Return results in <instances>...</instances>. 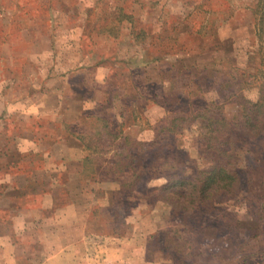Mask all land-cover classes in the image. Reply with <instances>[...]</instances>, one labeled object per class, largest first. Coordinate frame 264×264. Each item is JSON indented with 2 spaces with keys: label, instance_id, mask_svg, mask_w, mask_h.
<instances>
[{
  "label": "rangeland",
  "instance_id": "rangeland-1",
  "mask_svg": "<svg viewBox=\"0 0 264 264\" xmlns=\"http://www.w3.org/2000/svg\"><path fill=\"white\" fill-rule=\"evenodd\" d=\"M140 1H146L148 7L154 6L159 1V7L164 8L162 13L164 23L154 27L163 35L160 40L155 41L156 48L151 50L152 53L156 52L158 45L162 43L161 40L165 39L163 45L173 44L178 35H181L180 43L174 44L183 45L184 50L177 55L164 57L168 59L165 60L166 63H154L148 68L145 67L146 50H138L137 54L133 52L135 59H130V70L135 74L136 72L142 74V82L152 81L144 85L148 98L155 100L154 96L159 94V100L155 101H162L164 107L167 105V109L165 108L167 114L163 106H157V102L152 101L144 103L140 109H135L137 117L144 114L139 122L136 120L135 127H131L128 132L131 142L143 141V137L148 135L150 128L154 126L157 127L156 131L165 126L167 120L176 116L174 112L179 113L183 109L188 111L189 107L195 111L203 109L205 104L195 101L199 97L211 102L219 99L220 93H225L229 89L239 91V86L232 87L230 82H224L218 89L221 79L229 80L226 74L230 70L238 69L233 73L237 79L234 81L237 83L245 79L241 77L243 70L256 72L260 59L258 56L251 59L250 56L264 46V40L258 37L256 16L247 7H255L258 0H0L2 7L0 9V264H39L48 253L54 254L55 244L62 247L69 240L64 236L65 226L70 221L69 218H65L68 214L65 212L67 209L59 211L53 217L52 215L48 217V223L45 222L47 218L41 215V204L47 194L44 192L52 190L50 183L53 179H62L59 175L56 178L50 174L51 169L57 167V162L52 161L48 165L45 152L30 153L20 162L22 166L19 170L23 174L20 186L23 190L26 188L24 191L26 194L18 198L17 205H20V208L17 211L14 210L8 194L9 198L6 196L8 188L3 187L4 182L6 184L15 182V173L4 167L6 162L4 154L11 144L16 143L17 138H19L18 144L24 151H29L32 146L37 145L30 140H23L21 136L24 133H30L38 128L41 136L51 134V131L41 126L39 120H37L39 127H34L35 124L32 126L35 122L29 121V115L37 113L42 115L47 104L55 102L63 95L81 91L83 94L85 92L88 95L92 94L95 79L97 81L102 79L101 74L98 76L93 71L100 60L96 55H111L109 61L117 62L118 67L123 66L118 63L125 60L124 54L117 50L120 43L107 38H97L98 33L101 32L99 28L107 24L118 25L114 17L118 12L117 7L122 5H135L133 9L137 12V23L140 25L145 20L148 22L159 16L154 12L149 14L148 7L140 10L138 6ZM199 5L204 7L199 8ZM231 6L233 12L231 17L224 18L226 20L224 23L218 20V28L215 31L211 30L209 24L205 25L203 22L210 17L206 11H216L219 13L216 17L223 19L221 12L229 11ZM260 7L263 8L258 12L259 21L264 15V0ZM27 26L30 29H27ZM31 28L35 31L34 34ZM176 32L181 33L176 34ZM4 36L5 41L1 38ZM216 43H219V49ZM121 44L123 48L129 45L125 39ZM222 47L224 49H221ZM130 49L131 47H127L126 51L130 52ZM150 52L148 54H151ZM169 60H173L174 65H171ZM115 68L116 66L111 72ZM102 70L105 74L108 71L104 68ZM191 70L192 72L188 73ZM72 71H75L76 75L69 79L71 84L67 86L60 84L59 78ZM122 72L116 75L119 84L124 81L123 86H127L122 93H127L128 89L129 99L134 100L143 96L142 88L133 85L135 79L125 77L129 72L125 71L123 74ZM258 79L244 93L254 97L257 91L255 88L261 84L260 78ZM85 86L88 87V92L84 89ZM31 95H35L37 105ZM89 99L88 103H85L87 113L97 115L99 109L96 102ZM123 99L127 100L128 97L123 96ZM190 104L192 105L189 106ZM102 106L108 116H112L114 111H127L126 108L123 110L122 105L102 104ZM223 110L231 120L239 116L237 108L232 104H227ZM115 120H109V124L115 132H118L120 128L115 122L120 123L123 119ZM82 123L85 129L83 126L77 128L78 124H75L74 129L82 131L80 136L85 143L87 141L90 143L88 136L91 131L103 128V123L95 117L83 119ZM61 129L66 130L68 127L64 125ZM196 138L194 133L188 131H185V135H172L169 138L170 142L140 153L139 161L149 165L156 159L164 158L165 155L174 154V164L178 165V160L180 161L184 153H187L184 162L186 171L173 172L174 177L178 178L175 180H184L180 178L191 180L186 178L211 163L209 158L202 156L200 142L198 144L192 142ZM129 140L122 136L118 139L117 145L105 139L99 142V147L108 152L101 158L99 155V160L103 163L102 167L105 168L104 178H115L112 174L114 168L104 163L112 161L116 153L115 148L129 145ZM173 145L182 149H176L172 154L169 150ZM263 146V140L251 141V152H248L238 144L241 171L239 190L232 193L226 191L218 193L215 202L212 200L214 203L211 210L209 206L191 212L175 210L168 206L167 201H159L156 194L142 196L137 192L120 191V186H116L119 199L116 200L115 211L118 212L115 216H110L107 210H102L100 205H97L93 220L89 223L91 231L86 234L85 240L75 243L73 247H77L76 249L71 247L74 249L75 258L80 260L89 254L103 263L109 247L119 244L113 239L118 237L121 241L129 238L132 243L127 240L124 244H119L121 248L117 249L119 264H128V261L133 262L132 260H135V264H264ZM33 148L35 149V146ZM137 151L138 149L135 152ZM59 164L62 166L60 162ZM43 167L45 169L47 167L46 170L49 172L43 171ZM91 169V167L87 169L88 178ZM166 169L168 168L164 171ZM117 179L123 178L117 177ZM31 181L32 185H30ZM34 181H44L50 185L43 187V184H36ZM166 182L164 178H155L147 188L159 187ZM179 185L170 183L169 188ZM27 186H31L35 194H29ZM110 187V183L105 184L106 189H111ZM188 187L189 185H185L183 188L188 189ZM64 189L60 185L52 192L63 195ZM162 195L164 194L160 193L159 197ZM101 201L106 202L103 199ZM17 212V215H13ZM45 223L49 227L44 228L42 225ZM52 225L55 228L54 235L42 231L51 228ZM58 225L63 230L60 231ZM67 232L69 235L70 232ZM110 241L116 243L111 244ZM65 251L63 247L56 250L58 253ZM63 258V256L56 257L55 261H58L57 264H69Z\"/></svg>",
  "mask_w": 264,
  "mask_h": 264
},
{
  "label": "trees",
  "instance_id": "trees-1",
  "mask_svg": "<svg viewBox=\"0 0 264 264\" xmlns=\"http://www.w3.org/2000/svg\"><path fill=\"white\" fill-rule=\"evenodd\" d=\"M158 2L155 3L154 6H156ZM260 6H262V0H258L255 7L247 8H250L252 14L256 16L255 25L257 27V35L261 40H264V15L259 21L260 16L258 12L259 9L263 8ZM203 7V5H199V8ZM1 8L2 7H0V9ZM117 8L118 12L114 17V21L116 20V23H118V25H101L99 28V30L101 31L100 33L108 32V34L117 37L120 33V26L122 24L121 22L123 20L129 21L131 24V36L133 44L139 46H146L150 44L149 46L142 47L146 50L144 56L145 58H148L145 59L146 62L160 60L170 55H177L182 50H184L183 45L174 44L175 42L180 43L179 40L181 35H178V38H175V42L173 44L163 45L162 43L165 41V39L161 40L162 43L158 45L156 52L152 53L151 50L156 48L155 45L157 42L155 43V41L160 40L163 34H160L159 31H147L145 25H143L142 23L141 25L138 24L137 19L134 18L133 15L125 13L123 7ZM231 9L232 6L229 11L223 10L221 12L223 15V19H220L218 16L216 17V15L219 14L216 11H206L210 15V17L209 19H207V21L203 22L205 23V25L209 24L211 30L215 31L218 28V20H221L219 22L224 23L226 21L224 20V18L231 17V14L233 13ZM227 14L229 15L226 16ZM48 17L50 18V16H47V18ZM27 27V29H30L29 26ZM105 27H107V29ZM31 30L32 34H34L35 31H33V28H31ZM20 32H22V30H20ZM164 32L165 28L163 29V33ZM180 33L181 32H176V34ZM7 34L8 33H5V35ZM1 38L3 39V41L6 40L5 36ZM216 44L217 49H219V43ZM148 52H150L151 54H148ZM257 56L258 59H260V63L259 66H257L255 69L256 72L251 73L243 70V75L241 76L245 78L243 82L237 83V81H234L237 79L233 73H235V71H238V69H232L226 74V77H229V80L221 79L223 82L220 81L221 83L218 84L219 89L220 87H222L224 82H230L232 87L239 86V91H231L229 89L225 93H220L219 99L211 100V102L204 101V97L195 99L196 102H203L205 104L203 109L195 111L194 109H191L189 107L188 111L183 109L179 113L174 112L176 116L169 120H167V118H169L167 117L165 119L167 120L166 125L155 132L154 138L151 141L131 142L128 138V135H124V126L126 125L127 120H123L120 123H118L117 121L115 122V124L120 128L118 132L116 131V133L115 129H112L113 127L109 124V120L111 119L103 118V116L105 115L102 109L103 106L102 104L98 103L96 105L99 109L98 113H96L97 115L92 114L89 115V117H95L96 120L103 123V128H97L93 130L94 133L91 131V134H89L88 136V140L90 138L89 142L92 144L90 145L88 141L85 144L90 152V155H92L93 160L92 157H89V159L98 162L99 155L101 158L102 155L108 153L107 150L104 151L103 149H101V147H99L100 141H104L105 139L106 141L114 142L115 145H117L118 139L123 136L124 139L129 140V145L117 146L115 148L116 153L115 155H113L112 161H109V166L114 168L112 174L113 176H115V178H112H123L117 179L120 186V191L124 190L129 193L137 192L142 196H150L152 194H156L157 196H155L159 201H167L168 206H170L171 208L175 210H183L184 212L196 211L199 208L203 209L204 206H209V210L213 209L212 205L215 202V199L218 197V193H221L222 191L232 193L236 190H239V185H241L238 144H240V148H245L248 152H251V141H264V46H261L256 52L251 53L250 57L251 59H253L254 57L257 58ZM139 65L141 64H138V66ZM190 72H192V70L188 71V73ZM258 78H260L261 84L257 88H255L257 91L254 97H250L244 92H246L251 84L257 81ZM117 90L118 88L113 89L111 90V93L115 94ZM195 101L193 103H195ZM192 104H190L189 106H191ZM227 104H232L237 108L239 114L237 119L231 120L227 117L223 110L224 106H226ZM109 105H111V103ZM66 126L68 127V129L64 130L65 133H67V131L73 134L75 133L73 132L74 130L70 129L72 127L71 124ZM185 131L194 133V136L197 138L196 140L193 139L192 142L194 144H198V142H200L199 146H202V156L204 155L211 161L208 166L196 170L192 176H188V178H186L191 180L187 181L185 180V178H180L184 180H175L178 178L174 177L175 173L173 171L178 170V172H185L186 166H184V162L185 157L188 156L187 153H184L183 158L180 159V161L178 160V165H176V163L174 164L175 156L173 153L176 152V149H182L180 147H176V145H173V147L169 150L171 153L173 152V155H165L164 158H160L158 160L156 159L149 165H146L144 163H141L142 161H139L138 155L140 153L161 147L162 143L164 144L170 142V136L178 134L185 135ZM173 144H175V142H173ZM132 149H134V151ZM136 149H138L137 152H135ZM16 155L18 157L20 156V154L18 153L13 154L12 156L15 157ZM27 155L28 154H26L24 157H26ZM4 156H8V151L6 154H4ZM22 158L23 157L18 159L20 160ZM19 160L14 161L13 158H6V162L4 164L5 169L15 173V167L17 166V163L15 162ZM180 166L182 168H180ZM90 167L92 168V171L90 170V177L92 174H94L95 171H97V168H95V166L93 167L92 163H89V165H87V167L83 171L82 178L86 179L85 176H87V174L89 175V171L87 169H89ZM165 168H168L169 170L166 169L164 171ZM256 168H258V166ZM19 169L20 168H18V170ZM104 170L105 168L99 165L97 174L101 173L102 175V173H104ZM155 178H164L167 180V182L159 187L147 188L150 182ZM30 183V185H32L33 182L31 181ZM170 183L180 185L177 187L169 188ZM185 185H189L188 189L183 188ZM3 187L8 188L6 196L8 194V196L10 197V201L13 207L17 206L18 198L26 194L24 192L26 188H24V190L19 189L18 192L14 184H3ZM27 189L29 194L34 191L31 186H27ZM160 193H163L164 195H162V197H159ZM171 195L173 196L172 198ZM8 196L7 198H9ZM212 200H214V202H212ZM19 208L20 206H18V209ZM117 212L118 210L115 211L113 216H115ZM262 216L263 213L261 214V217Z\"/></svg>",
  "mask_w": 264,
  "mask_h": 264
},
{
  "label": "crops",
  "instance_id": "crops-1",
  "mask_svg": "<svg viewBox=\"0 0 264 264\" xmlns=\"http://www.w3.org/2000/svg\"><path fill=\"white\" fill-rule=\"evenodd\" d=\"M138 3L140 10L148 7L146 5V1H140ZM131 5L132 4L127 6L122 5V7L124 8L125 13L133 15L134 18L137 19V12L136 10L133 9L135 5L132 6ZM163 9L164 8L159 7V3L156 6L149 5L148 7V11L150 12L149 14H153L154 12L159 15L158 16L159 18L158 17H157L158 19L153 18L151 19V21L148 22L146 20L143 21V25H145L147 31L150 30L153 32H157V29H154V27L161 25L162 22L164 23L165 20L162 18ZM121 23L122 24L120 26L119 36L114 37L108 34V32L106 33L104 32V33H98L97 38H107L108 40L111 39L117 41L118 44L120 43V47H118L117 50L119 53L124 54L123 58L127 60V61L124 60L118 62L120 64H123V66L118 67L117 65L119 64H117V62L113 60L109 61L111 55H96L97 56L96 58L100 60L96 63L97 65L94 67L93 71H95L98 74V76L101 74L102 79H99V81L95 79L92 87V94L88 95V93H86L85 91L84 94L82 91L79 93L66 94L60 97L58 100L56 99L55 102L47 104L46 109L45 110L43 109L44 113L42 115H38V113L36 115L34 114L29 115L30 117L29 121L35 122L32 124V126L35 124L34 127H39V124L37 123V120H39L42 123L41 126L51 131V134L48 136L45 135L41 136V134L38 133V128L37 130L34 129L30 133L22 134L21 138L23 140L24 139L30 140L32 143L35 142L37 144L34 145L35 149L33 148L34 146H32L31 150L24 151L23 147H21L18 144L19 138H17L16 143H14L13 145L11 144L9 146V149H7V151L9 150L8 156H6L5 158L7 159L13 158L14 161H16L19 160L18 158L23 157L22 159L17 161V167L15 168L14 185L16 186L15 188L17 189V191L19 189L23 190V187L20 186V182L23 177V174L22 171L18 170V168H21L22 165L20 164V162L26 158L24 157L26 154L45 152L47 156L48 165L52 161L57 162L56 165L57 167L51 169L50 174L56 176V178L58 177V175L62 177V179L60 178L53 179V182L50 183L51 184L50 188L54 190L56 186L61 185L65 188L64 189L65 192L63 193V195H59V193L55 191L52 192V190L49 192H44L47 194L44 196V201L41 204V209H42L41 215L47 218L45 222L48 223V217H50L51 215L53 217L54 215H57L59 211L62 212L67 209V211L65 212L68 214L67 216H65V218H69L70 221L67 224V226H65L64 236L68 237L69 240H67L65 244L62 246L63 248L66 249L65 252L63 253L56 252L57 249L59 250L62 247H58L57 244H55L56 250H53L54 254L52 252L48 253V255L44 258L47 259L45 261L44 259L41 260L39 264H57L58 261H55L56 260L55 258L56 257L60 258L62 256L64 257L63 259L66 260L69 264H119L118 255H117L118 252L117 249L118 248L119 250L121 249L119 244H124L127 240L129 241V238H127L125 241H121L120 239H118V237L113 238L119 244L109 247V249L107 250V257L104 259L103 263H101V261L99 260L97 261L96 259L97 257L90 256L89 254H87L86 258L80 260L75 258V253L73 248L76 249L77 247H73V246L75 245L76 242L78 243L79 241L85 240V238L87 237L86 234H88V232L91 231V229H89V223L91 222V220H93L94 211L95 209H97V205H100L102 210H107L108 211L107 213L110 214V216L111 215L113 216V214L115 213V209L117 208L116 200L119 199V191L118 188H116V186L117 187L119 186L117 180L116 179L114 180L113 178H104L103 173L102 176L101 173L97 174L99 165L103 166L102 162L100 160L98 162L92 161L93 157L92 155H90V152L87 149L85 142L82 140L80 136L81 134L80 132L82 131L74 129L75 124H78L77 128H81V126H83V128L85 129L84 125H82L83 124L82 121L83 119L86 120L89 118V114L87 113V108L85 107V103H88V99L90 98L89 100L91 99L95 100L96 105L98 103L103 105L104 104L109 105L111 103V105L115 104L116 106L122 105L123 110L126 108L127 111L125 110L124 112L114 111L112 117L108 116L107 114L103 116V118H110L111 120H115V119L127 120V123L124 128V135H128V132L131 129V127H135L136 120L139 122L144 114L143 113L137 117V113L135 109H140L141 106H144L143 105L144 103H148L150 101L155 103L157 102V106L160 107L163 106L161 104L162 101H155V100H159V94L154 96L155 100H152L148 98V94L144 89L145 88L144 85L152 81L149 80L147 82H142L141 80L142 74H139L137 72L135 74L130 70V65H131L130 59L132 60L135 59V55L133 54L134 53L137 54L138 50L144 51L142 47L149 46L150 44L146 46H142V45L139 46L133 44L130 22L127 20H123ZM124 39L127 40L130 45L129 46L127 44V47H131L130 52L129 51L127 52L126 51L127 47L123 48V44H121L123 43ZM221 49H224V47H222ZM125 51L127 52V54L125 53ZM114 53H116V51ZM165 60L168 59L163 58L156 61L146 62L145 67L147 66L148 68L154 63L155 64L166 63ZM169 61L172 65L173 60H169ZM115 66H116L115 70L111 72L112 68ZM103 68L108 70L106 74L105 71L102 70ZM122 71L129 72L127 75H125L127 79H130V77L131 78L133 77V80L135 79L133 85L134 86L137 85L138 88H142L143 90L142 93L144 94L143 96L140 95L141 97H137L136 100H134V99H129L130 93L128 95V89H127V93H122L127 86H123L124 81H121V83L119 84V81H117V76H116L117 73H120ZM75 75H76L75 71H72L70 73H65L59 78L60 80L59 83L60 84L63 83L66 86L70 85L71 82L69 79H71ZM84 84L86 83L84 82ZM87 88L88 87L86 86L84 87V89L88 92ZM116 88H118L117 92L115 94L111 93V90ZM56 92L57 91H54V93ZM145 94L147 95V97ZM123 96L125 97L127 96L128 99L124 100ZM31 97L35 98L33 99V101L37 105L38 101H35L36 100L35 95L33 96L31 95ZM166 106L165 107L163 106L165 114H167V112L165 111V108L167 109ZM143 109L144 107H142V110ZM75 121L77 122L73 124V122ZM70 124L72 125L70 129L74 130L73 131L75 132L74 134L68 131L67 133H65V131L61 129L62 126L64 125L66 126ZM150 129L151 130L149 131V133H147L148 135H145L143 137V141H151L154 138L157 127L154 126ZM17 153L20 154L19 157L17 155L15 157L12 156L13 154H17ZM89 157H92V160H90ZM59 162L62 164V166H60ZM89 163H92L93 167L95 166V168H97V171H95L94 174H92L91 177L89 178H87L88 176H85L86 179H84L82 178L83 171L87 167V165H89ZM104 164L109 166V162H106ZM42 169L43 171H47L46 170L47 167L46 169L45 167H43ZM34 182L36 184H43V187L50 185L45 183L44 181H34ZM108 183H110L111 189L105 188V184L107 185ZM4 184L6 183L4 182ZM31 194H35V191H33ZM57 197L62 199V201H60ZM102 199L106 200V202L105 203L102 202L101 201ZM18 206L20 205L15 206L14 210L16 209L18 211ZM17 214L18 212L13 215H17ZM47 223H45V225L42 226L44 228L49 227ZM58 226L59 228L61 227L60 225ZM52 227L48 229H43L42 231H46L54 235L55 228ZM61 230H63V228H60V231ZM67 231L70 232L69 235ZM110 242L111 244L116 243L115 241H110ZM133 247L135 246L133 245ZM132 261L133 262L128 261V264H135V260Z\"/></svg>",
  "mask_w": 264,
  "mask_h": 264
}]
</instances>
